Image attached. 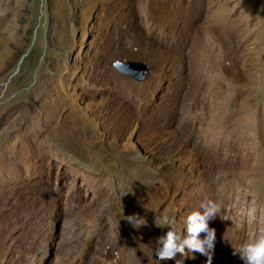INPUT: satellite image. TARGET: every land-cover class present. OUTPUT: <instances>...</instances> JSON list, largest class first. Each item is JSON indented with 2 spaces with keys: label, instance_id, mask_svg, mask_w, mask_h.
Wrapping results in <instances>:
<instances>
[{
  "label": "rangeland",
  "instance_id": "374dc122",
  "mask_svg": "<svg viewBox=\"0 0 264 264\" xmlns=\"http://www.w3.org/2000/svg\"><path fill=\"white\" fill-rule=\"evenodd\" d=\"M205 199L212 264H243L264 230V0H0V264H148L156 217L186 236Z\"/></svg>",
  "mask_w": 264,
  "mask_h": 264
},
{
  "label": "clouds",
  "instance_id": "9594fccd",
  "mask_svg": "<svg viewBox=\"0 0 264 264\" xmlns=\"http://www.w3.org/2000/svg\"><path fill=\"white\" fill-rule=\"evenodd\" d=\"M222 207L211 199L202 201L198 209L193 210L186 217L187 235L177 233L173 222L156 217L157 227H168L166 235L160 236L156 241L153 255L148 258V264H162L165 261H175V264H184V259L192 253H200L207 257V264H212L216 244V229L210 227V221L217 216L222 218ZM252 218V213H249ZM126 220L133 227L144 225L142 217L138 214L127 216ZM201 234L203 238H201ZM181 257L177 259V256ZM233 255H238L243 264H264V230L251 239L233 247ZM156 257L155 259L153 257Z\"/></svg>",
  "mask_w": 264,
  "mask_h": 264
},
{
  "label": "water",
  "instance_id": "95a60500",
  "mask_svg": "<svg viewBox=\"0 0 264 264\" xmlns=\"http://www.w3.org/2000/svg\"><path fill=\"white\" fill-rule=\"evenodd\" d=\"M114 66L120 72L130 75L131 77H133L138 81L145 80L151 70V67L148 63L133 59H129V60L117 59L116 61H114Z\"/></svg>",
  "mask_w": 264,
  "mask_h": 264
},
{
  "label": "bare ground",
  "instance_id": "6f19581e",
  "mask_svg": "<svg viewBox=\"0 0 264 264\" xmlns=\"http://www.w3.org/2000/svg\"><path fill=\"white\" fill-rule=\"evenodd\" d=\"M144 261L142 260V263H143Z\"/></svg>",
  "mask_w": 264,
  "mask_h": 264
}]
</instances>
